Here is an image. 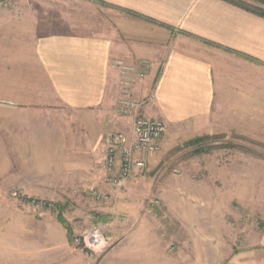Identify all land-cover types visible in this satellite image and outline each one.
Instances as JSON below:
<instances>
[{
    "label": "crops",
    "instance_id": "obj_1",
    "mask_svg": "<svg viewBox=\"0 0 264 264\" xmlns=\"http://www.w3.org/2000/svg\"><path fill=\"white\" fill-rule=\"evenodd\" d=\"M142 61L130 88L139 106L124 114L119 63L143 71ZM0 100L28 181L111 193L104 136L129 132L136 112L167 123L163 149L223 131L226 117L264 115V17L227 0H18L0 9ZM210 207L182 203L176 232L160 227L178 242L172 264H264V235L249 245L247 225Z\"/></svg>",
    "mask_w": 264,
    "mask_h": 264
},
{
    "label": "rangeland",
    "instance_id": "obj_2",
    "mask_svg": "<svg viewBox=\"0 0 264 264\" xmlns=\"http://www.w3.org/2000/svg\"><path fill=\"white\" fill-rule=\"evenodd\" d=\"M239 1L264 7L261 0ZM17 5L0 0V9ZM236 118L223 119V131L161 147L104 203L59 177L28 181L0 111V264H172L178 242L173 234L162 238L160 227L168 223L176 232L182 203L218 208L217 220L247 225L249 245L256 244L264 235V115ZM138 222L154 230L153 238L133 236Z\"/></svg>",
    "mask_w": 264,
    "mask_h": 264
},
{
    "label": "built area",
    "instance_id": "obj_3",
    "mask_svg": "<svg viewBox=\"0 0 264 264\" xmlns=\"http://www.w3.org/2000/svg\"><path fill=\"white\" fill-rule=\"evenodd\" d=\"M139 71L136 66L119 63L121 85L123 88L119 99L120 112L128 114L137 109L139 104L131 98V87L137 78L143 77L150 63L142 61ZM167 131V123L160 118L150 117L136 112L129 132L111 131L104 136L105 159L104 181L115 187H122L148 163V157L161 150L162 140ZM93 199L108 202L110 195L97 188L86 189ZM98 241L99 234L92 236ZM173 249V247H172Z\"/></svg>",
    "mask_w": 264,
    "mask_h": 264
},
{
    "label": "trees",
    "instance_id": "obj_4",
    "mask_svg": "<svg viewBox=\"0 0 264 264\" xmlns=\"http://www.w3.org/2000/svg\"><path fill=\"white\" fill-rule=\"evenodd\" d=\"M235 5H238L244 9H247L248 11H251L255 14H258L262 17H264V7L262 6H254V5H249L245 2L239 1V0H227ZM262 2H264V0H261Z\"/></svg>",
    "mask_w": 264,
    "mask_h": 264
}]
</instances>
